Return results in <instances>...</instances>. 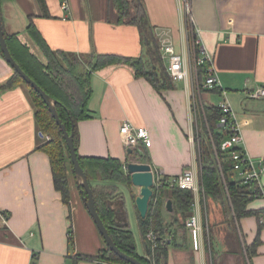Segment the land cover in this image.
<instances>
[{"label": "crops", "instance_id": "crops-1", "mask_svg": "<svg viewBox=\"0 0 264 264\" xmlns=\"http://www.w3.org/2000/svg\"><path fill=\"white\" fill-rule=\"evenodd\" d=\"M67 1L69 9L63 11L61 0H46L50 17L45 18L40 16L37 0H3L0 3L3 29L17 33L18 39L43 63L45 57L25 30L29 15L50 48L74 53L82 60L100 53L145 56L138 27L117 23L110 0ZM188 1L193 24L213 53L220 84L226 90L225 97L217 93L214 104L218 106L223 99L230 104L240 124L241 146L252 158L264 157V96L248 95L264 88V0ZM142 2L155 38L166 31L175 50L186 52L193 59L196 54L188 50L191 48L178 0ZM194 71L191 69L187 82H173V88L161 91L145 78L135 77L133 69L125 64L108 65L92 72V94L88 101L92 117L78 123V153L111 156L126 163L128 149L121 141L119 128L124 120H129L147 129L151 144L144 152L151 165L169 181L194 163L198 168L188 129L195 117V105L200 104L199 120L205 118L204 108L211 102L213 92L203 95L196 88ZM12 73L13 69L0 56V264H73L77 249L83 250L74 234L77 219L85 223L93 244L98 248L105 245L82 203L74 175L69 174L70 207L54 188L48 156L36 149L49 136L36 127L25 87L1 89ZM260 184L264 191V174ZM208 201L211 200L199 198L189 212L191 215L198 211L202 228L208 227L201 232L199 250L193 249L180 212L162 209L163 221L170 224L174 238V243L167 247V264H206L208 244L215 248L220 245L215 233L210 232V224L218 222L217 207ZM247 207L254 211L236 222V232L241 243L247 245L259 235L260 244L249 264H264V200L256 197ZM135 209L133 215L127 209L129 223L134 215L137 219ZM70 227L74 229L72 245H69ZM72 246L76 250L72 251ZM143 249L146 255L144 245ZM77 264L99 263L81 260Z\"/></svg>", "mask_w": 264, "mask_h": 264}, {"label": "trees", "instance_id": "trees-1", "mask_svg": "<svg viewBox=\"0 0 264 264\" xmlns=\"http://www.w3.org/2000/svg\"><path fill=\"white\" fill-rule=\"evenodd\" d=\"M2 1L0 0V3ZM37 2L41 9L40 16L50 17L46 0H37ZM110 2L115 9L117 23L138 27L141 44L143 47L145 46V56L133 58L113 53H100L94 54L87 61L82 60L74 53L50 48L36 27L32 15L28 17L25 30L42 52L46 60L45 63L40 61L29 47L18 39L17 33L4 31V36L13 59L33 81L56 101L55 107L59 118L67 131L73 133L78 160L90 183L96 209L115 245L121 251L149 264L146 255H138L136 242L129 228L125 195L120 185L128 188L133 185L130 175L123 170L125 162L111 156L90 157L81 156L78 153V123L92 117L88 107V101L92 94V72L108 65L125 64L133 69L135 77L145 78L157 91L173 88V82L163 66L157 39L153 27L147 19V12L142 0H110ZM0 56L3 57L1 50ZM199 75L202 80V69H199ZM15 85L25 87L34 109L36 127L41 133L49 136V139L43 140L36 149L48 156L54 188L60 193L62 202L70 207L69 174L73 175V171L62 131L41 96L13 70L11 76L1 85V89L11 88ZM201 92L203 95L209 92L218 93V89H201ZM204 111L205 118L198 121L201 124V131L194 135L200 186L199 198L218 203L225 220L237 230L236 222L253 213L254 210L249 209L247 205L254 198L261 197V191L254 183L243 184L242 181L234 179L233 161L228 151H223L220 147L228 133L218 125L219 108L209 102L205 105ZM127 161L151 164L143 147L131 149V153L127 155ZM152 190L153 194L149 201L146 217L141 218L137 212L138 228L142 244L147 248L148 255L153 256L155 264H167V247L159 244L151 252L146 234L152 231L158 237L167 233L173 237L169 228L170 224H166L162 218V209L165 208L166 199L172 201L173 209L180 212L182 221H184L195 203V195L190 190L171 185L166 176H162L160 185L153 186ZM83 194L86 195L85 192ZM134 196L132 195L133 205ZM72 243L73 237L70 236L69 245ZM244 244L245 254L250 262V258L256 254V248L260 244L259 235L257 234L251 245ZM81 260L95 261L99 264H130L118 257L106 245L93 256L76 254L72 258V263L77 264Z\"/></svg>", "mask_w": 264, "mask_h": 264}, {"label": "built area", "instance_id": "built-area-1", "mask_svg": "<svg viewBox=\"0 0 264 264\" xmlns=\"http://www.w3.org/2000/svg\"><path fill=\"white\" fill-rule=\"evenodd\" d=\"M178 2L182 14V22L188 34L186 40L191 48H188V50L190 53L194 50L196 55L191 59L190 55L186 52L178 53L175 50L172 37L166 31H163L157 36V42L163 64L164 61L167 62L164 68L172 82H187L191 75V69H193L195 70V84L198 90L216 88L220 96L225 97L226 90L220 84L213 61V53L206 48L201 40L200 29L193 24L189 1L178 0ZM60 8L63 11H68V1L61 0ZM197 69H202L203 71L202 80L200 79V75L197 74ZM248 95L251 97H262L264 96V88L259 87L254 91H250ZM218 108L220 111L218 125L228 133V136L221 142L220 147L223 151H228L233 161L234 179L242 181L243 184L254 183L260 189L261 197L264 200V191L260 184L261 176L264 174V157L252 158L247 155L244 147L241 146L243 138L240 124L230 104L223 99L218 105ZM119 134L123 145L127 149L146 148L151 144L147 129L143 126L134 125L129 120H124L121 123ZM190 140L193 143V138H190ZM123 170L125 171V164L123 165ZM151 170L154 179L153 186L158 187L162 174L152 165ZM169 182L171 185H176L180 189L192 191L195 195V201L199 199L200 186L195 163L182 170L181 173ZM196 204L195 202L194 205ZM3 219L5 221L4 217ZM260 222H262V219H260ZM185 226L189 231L193 249L199 250L202 245L201 232L203 228L198 211H195L186 218ZM146 240L149 244V250L152 252L159 244L166 247L172 245L173 237L168 233L162 237H158L154 232L149 231L146 234ZM150 256L148 254L146 255L148 260H150ZM151 264L155 263L152 262Z\"/></svg>", "mask_w": 264, "mask_h": 264}, {"label": "water", "instance_id": "water-1", "mask_svg": "<svg viewBox=\"0 0 264 264\" xmlns=\"http://www.w3.org/2000/svg\"><path fill=\"white\" fill-rule=\"evenodd\" d=\"M0 50L3 55L4 60L10 65V67L20 75L23 80L28 83L43 99L47 105L52 117L55 119L57 125L60 127L67 149L69 153V158L72 164V171L76 181L78 191L81 196L82 203L87 210L89 216L91 217L97 231L102 237L106 247L113 251L118 257L125 260L130 264H145L141 262L134 256H131L123 251H121L114 243L113 239L108 233L106 226L104 225L102 219L100 218L98 211L95 206L93 192L88 181L87 175L80 166L77 151L73 142V133H69L62 123L61 119L56 110V101L51 98L35 81H33L17 64L13 59L6 43L4 36L3 24L0 15ZM128 153H131V149H128ZM125 172L130 175L131 183L134 187H137L138 194L134 196V207L136 208L139 216L145 218L148 212L149 201L153 194V172L151 170V165L145 162L139 161H127L125 163ZM86 193L84 195L83 193ZM165 209L168 212L173 211L172 201L170 199L165 201ZM147 252V251H146ZM148 253H146L147 255Z\"/></svg>", "mask_w": 264, "mask_h": 264}, {"label": "rangeland", "instance_id": "rangeland-1", "mask_svg": "<svg viewBox=\"0 0 264 264\" xmlns=\"http://www.w3.org/2000/svg\"><path fill=\"white\" fill-rule=\"evenodd\" d=\"M156 42H157V40H156ZM161 60H162V58H161ZM162 63H163V61H162ZM166 64H167V62L164 61L165 67H166ZM217 95H218L217 93L213 92L212 95L210 96V100L212 103H214L215 99L217 98ZM193 113L195 114V117H194V120H192L190 129H188L191 138H193V136L195 134H197L198 132L201 131V124L198 123V121L200 119V118H198L199 113H201L200 104L197 106L195 105V109H193ZM192 141L194 142V139ZM120 187H121L122 192L125 195V200L127 199V209L129 210L130 214L133 215L134 205L132 202V195H136L135 192H136L137 187L132 186L131 188H128L127 186H124V185H120ZM208 202L215 205V207H217V211H216V209H215V211L218 215V222H213L212 224H210L211 225L210 232L213 231L215 233L217 243L219 240L220 245H218L216 243L217 244V246H216L217 249H216L215 246H213V244H211V245L208 244V246L206 247V264H249L248 258L245 254L246 247H244L245 246L244 241L241 243L240 237H238L236 229H234V227L232 226L231 223H229L228 221L225 220V217L222 214V211H221L219 204L212 202V201H208ZM134 209H135V207H134ZM221 215L223 216V221H222ZM185 221H186V218L183 221L184 224H185ZM77 222H78V224L75 228L74 234L78 236L83 250L77 249L79 251L76 254H85V255H90V256L97 254V252L100 248H98L97 245L93 244L91 236L87 233L85 223L80 222L79 219H77ZM181 224H178V226L180 228L182 227ZM184 224H183L182 228L185 227ZM206 227L207 226L203 225V230ZM129 228L133 233V236H134V239L136 242V250H137L138 255L144 256L145 252L143 249V244L141 241V235H140L139 228H138V221H137L135 215L130 219V227ZM68 232H69V237H70V236H72L74 229L70 227ZM99 236H100V234L98 235V237ZM210 238H212V236H210ZM100 241H102V240H100ZM211 243H212V240H211ZM102 245H105V243L103 241H102ZM71 249H72V251L76 250V247L72 246ZM148 262H149V264H151L152 262L155 263L153 256H150V260H148Z\"/></svg>", "mask_w": 264, "mask_h": 264}]
</instances>
